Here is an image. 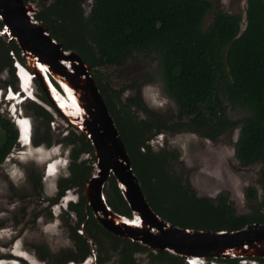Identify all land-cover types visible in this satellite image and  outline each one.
<instances>
[{"label": "trees", "instance_id": "16d2710c", "mask_svg": "<svg viewBox=\"0 0 264 264\" xmlns=\"http://www.w3.org/2000/svg\"><path fill=\"white\" fill-rule=\"evenodd\" d=\"M87 1L41 2L42 8L35 18L47 24L50 35L66 50L78 52L91 66V73L130 155L133 170L155 212L175 225L197 230L234 231L247 224L264 222V200L249 212L239 213L230 193L201 196L189 178L183 179L173 170L171 161L181 162L178 151L167 146L155 151L151 145L163 131L184 130L216 141L224 134L239 130L234 143L235 156L241 165L263 163L260 180L264 189V0H247L244 20L241 15L217 11L206 29L205 18L213 8L209 0H93L90 12L86 13ZM3 26L0 19V29ZM138 56L156 62L152 64L154 74L148 73L143 81L154 83L155 76L159 78L163 92L176 104L174 118L166 119L147 107L136 80L122 88L135 89L133 95L122 100V90L112 88L109 73L99 69L119 67ZM15 58L25 62L18 44L2 36L0 70L8 68L11 79L4 83L17 88ZM34 81L38 98L48 103L38 80ZM26 106L45 125L42 136H34L33 145L50 147L53 143L50 123L55 117L35 101L28 100ZM234 107L243 109L240 118H232L228 113V109ZM132 108L147 117L140 118ZM7 122L0 112V125ZM68 130L63 141L72 147L71 173L59 179V194L53 202H57L67 188L78 187L82 195L86 181L94 173V161L91 164L86 159L80 160L83 153L94 156L91 141L70 126ZM16 135L17 131L12 137L6 133L7 138L0 144V162L15 147ZM33 184L39 187L40 178ZM106 186L105 196L112 197L110 206L118 213L131 216L114 176ZM245 195L248 201H253L257 196L256 188L249 186ZM73 209L80 220L85 218L82 205H75ZM88 227L93 238L98 239L94 228L113 239L122 264H135V253L149 250L138 242L113 235L94 216ZM70 230L81 253L79 259H84L88 251L86 239L76 227L70 226ZM155 258L165 264H189L185 257L169 251L156 253ZM213 259L224 264H242L243 260ZM246 259L264 264V258Z\"/></svg>", "mask_w": 264, "mask_h": 264}, {"label": "rangeland", "instance_id": "374dc122", "mask_svg": "<svg viewBox=\"0 0 264 264\" xmlns=\"http://www.w3.org/2000/svg\"><path fill=\"white\" fill-rule=\"evenodd\" d=\"M51 1L34 0L31 2L40 10L42 8L41 2L48 4ZM92 1L88 0L85 3L86 13L90 12ZM209 1L213 4V8L205 18L204 29L213 22L217 11L238 14L243 17V20L245 19L247 0ZM152 64H156V62L151 58L138 56L129 59L122 66H105L99 69L102 72L109 73L112 88L118 91L126 88L132 80H136L137 84L140 85L142 98L147 107L166 119L174 118L177 111L176 104L163 92L159 78L155 76L156 82L154 83L143 81L148 73L154 74L155 65ZM9 79H11V75L8 68L3 71L0 70V89L5 94H7L8 83L5 84L4 82ZM16 79L18 80L17 77ZM134 92L135 89L122 90V100L133 95ZM27 103L28 101H25L19 109L23 111V115L31 118L34 138V136H40L43 133L45 125L42 123L41 118H37L27 108ZM10 107H12V104L2 97L0 99V112L3 115V120L8 122L0 125V144L7 138L6 133L12 137L17 128L13 123L10 112H8ZM242 110L241 107L229 108L228 113L236 119L243 115ZM131 111L138 114L140 118L147 117L145 113L134 108ZM51 112L55 120L50 123L53 135V143L50 147L41 145L24 150L19 144L5 160L0 162V257H12L11 252H14L23 254L30 260V262L20 260L18 264H54L63 253L75 250L74 239L70 230L73 220L68 218V214L56 205L51 207L49 200L58 193V176L66 175V173L61 169V166H58L59 174L57 177L56 175L47 177L44 173V168L48 163L58 158L57 152H63L66 156L67 151L69 157L72 147L69 145L68 147L63 138L69 132V126L70 128L74 127L67 125L65 119L53 109H51ZM163 133L161 136L151 139L152 141L150 140L152 148L159 151L161 147L167 146L169 149L177 150L181 162L173 159L171 161L172 168L183 179L189 178L199 195L216 197L222 192L230 193L229 197L235 203L239 213L249 212L250 208L259 206L264 200V189L260 180L263 163L259 162L245 166L241 165L235 156L234 143L238 138L239 130H235L232 134H224L216 141H211L196 133L184 130L173 133L163 131ZM22 144L30 146L25 142ZM84 159L91 164L94 161V172H97L95 166L97 157L95 154L92 156L83 153L80 160ZM55 170L56 165L51 164L49 171L52 173ZM30 174L41 177L39 187L33 188V184L29 179ZM249 186L255 187L257 190V196L253 201H248V197L245 195V190ZM75 189L72 188L66 196L77 197V190ZM105 197L110 205L112 197ZM111 208L117 212L115 208ZM61 212L63 213L60 214ZM99 235L101 239L107 242L102 244L99 240V247L103 251L101 255L106 259V264H122L121 256L108 245V239L98 233L97 236L99 237ZM155 254L156 252L153 250L136 252L134 255L136 264H165L158 261Z\"/></svg>", "mask_w": 264, "mask_h": 264}, {"label": "water", "instance_id": "95a60500", "mask_svg": "<svg viewBox=\"0 0 264 264\" xmlns=\"http://www.w3.org/2000/svg\"><path fill=\"white\" fill-rule=\"evenodd\" d=\"M38 9L31 1L0 0V35L15 41L24 64L16 59L21 74L25 70L34 84L37 79L49 109H53L78 133L91 141L97 157V172L85 183L87 203L99 223L117 236L130 238L158 252L169 251L186 258H264V222L247 224L239 230H197L171 223L155 212L135 174L115 119L81 55L66 50L53 38L47 24L35 18ZM19 87L28 94L25 88ZM57 92L59 95H57ZM33 97V94H29ZM114 176L132 216L115 212L105 197V186Z\"/></svg>", "mask_w": 264, "mask_h": 264}, {"label": "flooded vegetation", "instance_id": "af4514ba", "mask_svg": "<svg viewBox=\"0 0 264 264\" xmlns=\"http://www.w3.org/2000/svg\"><path fill=\"white\" fill-rule=\"evenodd\" d=\"M16 75V74H15ZM8 85L12 86V84H9ZM32 90V89H31ZM8 92V91H7ZM33 94L35 95V92L33 91ZM22 96V95H21ZM36 96V95H35ZM28 99H30V97H28ZM38 99V98H37ZM32 101H35L37 102L38 104L42 105L44 108H46L50 113L51 112V109H49L47 106V103H45L44 101H42L40 98H39V101H36V100H32ZM53 114V113H52ZM22 117H26L25 115H22V116H19V118H22ZM27 118V117H26ZM25 121H27L29 123V128L31 126L30 122L28 119H24ZM33 129V127H32ZM68 133V132H67ZM16 144H15V147L16 145H21V147H23L24 150H29L31 147H33V143L30 144V146H24L22 143V138L21 136H19V133H17L16 135ZM18 136L20 138L21 141L18 140ZM33 141V140H32ZM14 147V148H15ZM34 147H39V146H34ZM13 148V149H14ZM29 148V149H28ZM12 149V150H13ZM67 152V151H66ZM68 153V152H67ZM65 153L61 152V155H64ZM69 161H68V164L67 166L64 168V167H61L62 170H64V173H66V175H62V176H58L59 174V169H57V172H56V177L58 176L59 179L61 177H69L70 176V165H71V161H72V158H71V151H70V154H69ZM45 171V176L47 177H52V176H49V170H48V165L44 168ZM60 169V171H61ZM51 173V172H50ZM37 178H40V182H41V177H35L33 175H29V179L30 181L32 182L33 184V181ZM58 179V181H59ZM57 186H58V182H57ZM33 188H37L35 186V184H33ZM76 188L75 190H77V193H76V196L75 198H71L70 196H66L67 193L72 190V188H67L65 189V192L61 194V196H59L57 202H53V199L56 198L59 194V187H58V193L56 196L52 197V198H49L50 200V204H51V207L56 205L59 209L61 208L62 210L65 211V213L68 214V218H71L73 220V224L71 226H74L76 227V231L83 237L86 239V242H87V247H88V251H86V256L84 259H79L80 257V252L79 250H77V245H76V242L74 240V247H75V250L74 251H70L72 252L71 255L69 256H66V257H62V255H66L67 253H63L60 257L57 258V261L54 262V264H67V263H73V264H106V259L102 257L101 253H103V251L100 249L99 247V240L102 244H106V240H103L100 238V235L99 237L97 236V238L99 239H96V238H93L89 232V228H87V224L90 222V219H91V216H94L95 217V214H94V210L92 208V206L90 204L87 203V200H88V197L86 196L85 194V191L84 193L81 195L79 190H78V187H74ZM85 195V199H82V196ZM61 205H60V204ZM75 205H82V208H83V211L85 212V218L80 220L79 217H78V214H77V211L76 209H73V206ZM132 212V211H131ZM63 212H61L60 214H62ZM59 214V215H60ZM132 216V214H131ZM130 216V217H131ZM96 218V217H95ZM96 220L98 221V219L96 218ZM99 223V221H98ZM100 224V223H99ZM101 225V224H100ZM94 226V225H93ZM102 226V225H101ZM103 227V226H102ZM106 229V228H105ZM107 230V229H106ZM108 231V230H107ZM93 232L96 233V235L99 233V234H102L100 232H98V230L96 231L94 228H93ZM111 232V231H109ZM113 235H115L113 232H111ZM103 237H106L108 239V245L111 246L113 248V250L119 254V249H117L116 246H114V241H112L113 239L109 238L108 236L102 234ZM117 236V235H115ZM121 238H123L122 236H119ZM123 239H128L130 240L132 243H137V242H133L130 238H123ZM139 243V242H138ZM142 244V243H140ZM144 245V244H142ZM145 247H147L149 250L147 251H150V250H153L155 251L156 253H160L146 245H144ZM12 254V257H0V262H4V263H0V264H18L20 263V260H26V261H29L30 260L25 257V255L23 254H19V253H14V252H11ZM78 254V255H76ZM70 256L72 257H77V259H74V258H70ZM77 262V263H76ZM242 264H257V263H253V260H247V259H243L240 261ZM189 263V262H187ZM136 264V263H135Z\"/></svg>", "mask_w": 264, "mask_h": 264}, {"label": "clouds", "instance_id": "9594fccd", "mask_svg": "<svg viewBox=\"0 0 264 264\" xmlns=\"http://www.w3.org/2000/svg\"><path fill=\"white\" fill-rule=\"evenodd\" d=\"M1 37H2V35H0V39H1ZM15 61H16V58H15ZM15 61H14V66H15ZM15 68H16V66H15ZM15 74H16V77L18 78V80L16 82V87L17 88H15L13 85L12 86L8 85V87L6 88L7 89L6 92L8 91L7 94H5V92L2 89H0V99H2V97H4L8 101V103L10 102L12 104V107L9 108L8 112H10L11 117L13 119V123H15L14 124L15 127H17L16 128L17 133H19V136H22V130H23L22 126L24 124L27 125V123L24 122V119H25L24 117H22L21 119L19 118V116L23 115V111L21 109H19V107L25 101L27 102L29 100L28 97H30L31 100H36V99L34 97H31L29 94L26 95V92H24L22 89L20 90V87L18 85V83L20 81V76L17 74V68L15 69ZM35 95H36V98H38L37 92H35ZM36 101H39V98ZM28 119H30V124H31L32 123L31 118L28 117ZM32 125H33V123H32ZM32 125L30 126V130H29L30 134H31L30 144L33 143V141H32L33 140ZM162 134H164V133H162ZM19 136H18V140L21 141ZM158 136H161V134L158 135ZM56 155H58V158H55L53 161L48 163V170H50L51 164H55L56 165V170L54 172L50 173V171H49V176H52V177H54L56 175L58 166H61V167L65 168L67 166V164H68V161H69V158L67 156V152H66V156H65V154L61 155V152H57ZM191 260H192L191 262L193 264H224V263L218 262L217 260H215L213 258L212 259H208L207 257H203V256L193 257V258H191ZM253 263H254V261H253Z\"/></svg>", "mask_w": 264, "mask_h": 264}, {"label": "bare ground", "instance_id": "6f19581e", "mask_svg": "<svg viewBox=\"0 0 264 264\" xmlns=\"http://www.w3.org/2000/svg\"><path fill=\"white\" fill-rule=\"evenodd\" d=\"M21 76H22V78H23V82L22 83H20L21 84V87H22V85H23V87L25 88V90L27 91V93L28 94H33V91H34V84H31V79H30V76H29V74L25 71V70H23V74H21ZM19 84V85H20ZM32 89V90H31ZM20 90H21V88H20ZM57 95H59V93L57 92ZM33 97L36 99V100H38L37 98H36V96L33 94ZM25 119H28V118H26V117H24ZM21 119V118H20ZM29 120V122H30V119H28ZM24 122L25 123H27V125L26 124H24L22 127H23V130H22V136H21V140H22V142H25V144H30V140H31V134H30V128H29V123L27 122V121H25L24 120ZM31 125H32V123H31Z\"/></svg>", "mask_w": 264, "mask_h": 264}, {"label": "built area", "instance_id": "2783aa9c", "mask_svg": "<svg viewBox=\"0 0 264 264\" xmlns=\"http://www.w3.org/2000/svg\"><path fill=\"white\" fill-rule=\"evenodd\" d=\"M254 263H256V262H254Z\"/></svg>", "mask_w": 264, "mask_h": 264}]
</instances>
